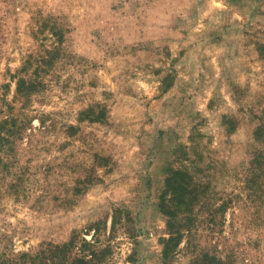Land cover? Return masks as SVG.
Instances as JSON below:
<instances>
[{
    "label": "rangeland",
    "instance_id": "374dc122",
    "mask_svg": "<svg viewBox=\"0 0 264 264\" xmlns=\"http://www.w3.org/2000/svg\"><path fill=\"white\" fill-rule=\"evenodd\" d=\"M9 114L0 264H264V0H0Z\"/></svg>",
    "mask_w": 264,
    "mask_h": 264
},
{
    "label": "trees",
    "instance_id": "16d2710c",
    "mask_svg": "<svg viewBox=\"0 0 264 264\" xmlns=\"http://www.w3.org/2000/svg\"><path fill=\"white\" fill-rule=\"evenodd\" d=\"M34 91H36V88L33 86V84L28 85L25 79L18 82V92L24 93L26 97L30 96L32 93H34ZM24 123L25 122H23V120L18 119L11 114L2 119V122L0 124L1 144H3L4 142L10 143L12 140L14 142L17 141V139H20V136H22V131L24 130V125H22ZM175 176H178L176 177V180H178L179 173L177 172ZM173 180L176 181L173 178H168L167 185ZM174 236L170 238V243L171 241L173 242L174 240H176ZM171 252V249H166V258L170 256ZM101 254L104 253L102 252ZM102 256H99L98 252L96 253V251H92L89 254H84L82 256L74 258L66 253V247L64 248V246L58 245L54 248H49V250L45 249L43 251H40L35 255L29 253L22 254L18 257L19 259L11 261V264H102ZM212 259H217V257L215 256ZM212 259H206L204 262H206V264H214L210 262Z\"/></svg>",
    "mask_w": 264,
    "mask_h": 264
}]
</instances>
